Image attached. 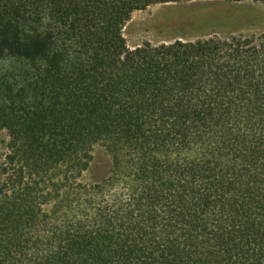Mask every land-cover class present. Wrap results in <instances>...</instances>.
Instances as JSON below:
<instances>
[{"label":"trees","instance_id":"16d2710c","mask_svg":"<svg viewBox=\"0 0 264 264\" xmlns=\"http://www.w3.org/2000/svg\"><path fill=\"white\" fill-rule=\"evenodd\" d=\"M192 1L0 0V264H264V30L125 36Z\"/></svg>","mask_w":264,"mask_h":264},{"label":"rangeland","instance_id":"374dc122","mask_svg":"<svg viewBox=\"0 0 264 264\" xmlns=\"http://www.w3.org/2000/svg\"><path fill=\"white\" fill-rule=\"evenodd\" d=\"M264 30V3L229 0H201L174 4H156L137 11L125 28L131 47L143 42L172 41L177 38L194 39L220 32H258ZM9 135L0 129V161L7 152ZM112 161L103 147L94 151V159L85 173L88 182L108 177Z\"/></svg>","mask_w":264,"mask_h":264}]
</instances>
